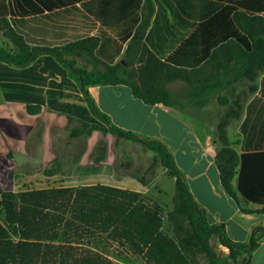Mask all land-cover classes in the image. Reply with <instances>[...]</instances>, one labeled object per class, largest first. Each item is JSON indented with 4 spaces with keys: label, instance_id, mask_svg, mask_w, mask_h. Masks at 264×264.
<instances>
[{
    "label": "trees",
    "instance_id": "obj_1",
    "mask_svg": "<svg viewBox=\"0 0 264 264\" xmlns=\"http://www.w3.org/2000/svg\"><path fill=\"white\" fill-rule=\"evenodd\" d=\"M243 4V8L229 6L218 11V6L206 0H129L127 36L119 35L126 27L122 29L118 22L115 29L116 23L108 15L98 20L104 29H88L85 35H71L61 43L47 45L32 37L51 32L57 36L67 29H28L30 20L16 17L4 5L0 33L14 50L0 47V62L26 67L39 56L52 55L76 82L92 115L106 126L81 122L69 136L88 139L99 131L104 137L114 136L117 144L123 140L141 144L155 156L143 175L135 178L148 185L155 178L156 168L162 167L175 180V195L172 210L167 212L141 193L103 185L21 193L0 189V264H122L98 250L78 249L85 240L101 238L145 264H249V257L264 240V227H254L248 242L237 243L228 237L223 225L208 224L206 211L194 199L167 145L114 125L88 90L98 85H125L145 104L174 107L177 102L167 86L183 81L202 90L207 69L220 72V78L207 79L213 78L217 88L225 78H230L226 89L242 80L255 82L264 72V0H246ZM196 26L221 33L209 60L217 52L232 49L233 65L213 67L208 60L193 68L177 64L178 53L195 39L188 30ZM230 27L235 35L228 36ZM177 29H183L182 33ZM237 32L244 37L236 36ZM176 46L181 48L176 50ZM70 58L83 60L91 69L77 66ZM194 75L201 89L193 84ZM238 110L239 103L235 102L218 121L216 141L220 147L215 162L221 185L236 205L241 208V201L252 203L259 206L256 213L264 214V154H238L227 135L231 121L239 117ZM40 111L39 107H27L30 114ZM106 154L107 144L101 140L93 159L102 162ZM214 235L216 246L211 242ZM219 246L228 249V254L221 251L217 256L214 248Z\"/></svg>",
    "mask_w": 264,
    "mask_h": 264
},
{
    "label": "crops",
    "instance_id": "obj_2",
    "mask_svg": "<svg viewBox=\"0 0 264 264\" xmlns=\"http://www.w3.org/2000/svg\"><path fill=\"white\" fill-rule=\"evenodd\" d=\"M206 1L218 6L220 11L229 6L243 8L246 0ZM3 2L0 0V16L6 4L16 17L30 20L28 29H67L57 36L52 32L42 37L32 35L42 45L61 43L71 35H85L88 29H104L99 21L107 19L108 15L110 21L116 23L115 29L118 22L122 29L126 27L119 35L124 37L129 33V0ZM196 28L188 30V35H195V39L178 53L177 64L193 68L208 60L213 67L233 65L232 49L217 52L209 60L221 33L208 27ZM232 28L227 30L228 36L235 35ZM237 34L244 37L242 33ZM0 42L4 48L14 50L13 44L1 33ZM216 69L205 71L207 79L220 78ZM207 79L202 90H195L183 81L169 84L168 91L177 102L174 107L145 104L125 85H98L88 90L114 125L165 143L194 199L206 211L208 224L223 225L232 241L246 243L254 227H264V214L255 212L259 206L244 201L241 208L249 212L242 211L224 191L215 162L220 147L216 141V126L229 106L238 102L239 117L227 128L232 147L240 155L264 154V72L253 83L242 80L228 89L225 84L230 78L223 79L224 84L219 88L213 78ZM193 84L201 89L195 75ZM28 106L39 107L41 111L30 114ZM81 122L106 127L92 115L78 85L52 55L39 56L26 67L0 62V189L21 193L103 185L147 195L157 182L156 173L148 185H143L135 177L142 176L149 167L141 175L131 174L127 172L131 168L127 162L125 172H118L116 138L110 134L104 137L99 131L88 139L71 138L69 134L81 127ZM101 140L107 144V154L104 161L97 163L93 158ZM44 171L53 174L49 176ZM170 179L174 184V197L175 180ZM248 260L249 264H264V240Z\"/></svg>",
    "mask_w": 264,
    "mask_h": 264
},
{
    "label": "rangeland",
    "instance_id": "obj_3",
    "mask_svg": "<svg viewBox=\"0 0 264 264\" xmlns=\"http://www.w3.org/2000/svg\"><path fill=\"white\" fill-rule=\"evenodd\" d=\"M0 46H3L1 42ZM70 60L79 67H88L87 65H85V62L78 58H70ZM88 68L91 69L90 66ZM101 69L103 68L101 67ZM115 152L118 159V172H125V166L128 162L131 164V168L127 172L131 174H135L138 172V174L140 175L147 167L151 165L155 155V153L143 148L141 144L130 140H123L119 144H117L115 146ZM164 171L165 170L162 167L156 168L155 173L157 182L151 189V191L145 196L147 197V199L163 206L164 209L168 212L172 210L173 207L172 194H174V184L170 179L171 177H169L167 172ZM78 247H80L78 248L79 250H98L112 261H121L122 264H145V262L140 258L132 257L127 251L120 248L115 243L106 241L104 238L95 241L85 240L84 244ZM219 248L221 251H223L222 247L219 246Z\"/></svg>",
    "mask_w": 264,
    "mask_h": 264
},
{
    "label": "water",
    "instance_id": "obj_4",
    "mask_svg": "<svg viewBox=\"0 0 264 264\" xmlns=\"http://www.w3.org/2000/svg\"><path fill=\"white\" fill-rule=\"evenodd\" d=\"M212 245L213 246H216V244H217V236L216 235H214L213 237H212ZM214 251H215V253L217 254V256H220L221 255V250H220V248L219 247H215L214 248Z\"/></svg>",
    "mask_w": 264,
    "mask_h": 264
},
{
    "label": "built area",
    "instance_id": "obj_5",
    "mask_svg": "<svg viewBox=\"0 0 264 264\" xmlns=\"http://www.w3.org/2000/svg\"><path fill=\"white\" fill-rule=\"evenodd\" d=\"M220 247H222V250H223V252H224L225 254H228V249H226V248L223 247V246H220Z\"/></svg>",
    "mask_w": 264,
    "mask_h": 264
}]
</instances>
